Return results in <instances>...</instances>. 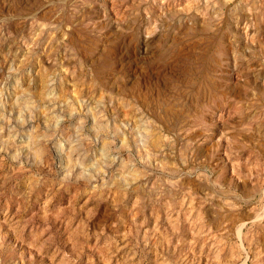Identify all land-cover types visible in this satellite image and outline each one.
Returning a JSON list of instances; mask_svg holds the SVG:
<instances>
[{
    "label": "rangeland",
    "instance_id": "374dc122",
    "mask_svg": "<svg viewBox=\"0 0 264 264\" xmlns=\"http://www.w3.org/2000/svg\"><path fill=\"white\" fill-rule=\"evenodd\" d=\"M0 264H264V0H0Z\"/></svg>",
    "mask_w": 264,
    "mask_h": 264
}]
</instances>
